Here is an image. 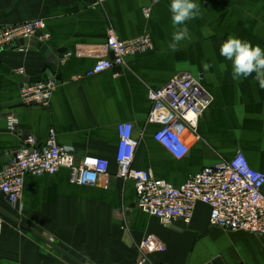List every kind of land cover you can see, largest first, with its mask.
I'll list each match as a JSON object with an SVG mask.
<instances>
[{"label":"crops","instance_id":"1","mask_svg":"<svg viewBox=\"0 0 264 264\" xmlns=\"http://www.w3.org/2000/svg\"><path fill=\"white\" fill-rule=\"evenodd\" d=\"M170 2L0 0V27L42 19L49 36L0 51V170L22 137L42 144L50 130L77 158L109 161L106 186L74 183L60 168L26 176L18 206L0 194V264H135L140 255L147 264H264V235L210 225L209 207L201 202L189 223L162 224L136 207L133 180L116 175V126L123 122L139 139L133 168L149 169L174 187L237 151L264 172V90L252 76L233 80L232 63L219 51L230 35L264 48V0H194L200 14L187 22L191 39L176 52L168 48L175 31ZM110 29L120 40L148 35L153 48L88 75L97 60L111 57L103 49ZM66 51L72 55L59 62ZM184 71L200 77L211 102L196 132L183 131L189 150L178 159L153 139L160 126L148 122L147 94ZM45 78L58 81L50 105L24 106L21 84Z\"/></svg>","mask_w":264,"mask_h":264},{"label":"built area","instance_id":"2","mask_svg":"<svg viewBox=\"0 0 264 264\" xmlns=\"http://www.w3.org/2000/svg\"><path fill=\"white\" fill-rule=\"evenodd\" d=\"M105 1L97 0V3ZM144 15H148V10H144ZM44 29L42 19L1 26L0 49L15 46L22 50L25 44H20L21 40L34 39L35 42L45 43L49 36ZM152 48L153 43L148 35L120 40L110 29L103 49L110 52L112 57L97 60L87 74L93 75L123 65L128 56ZM71 55L70 51L64 52L59 62H64ZM57 82L55 78H45L22 83V104L30 108L48 107ZM147 97L151 103L148 122L160 126L154 132L153 139L175 158H183L189 150L183 131L196 132L198 120L211 102V96L203 88L200 77L189 71L180 72L163 86L150 88ZM7 122L10 130H13L16 125L14 117L10 116ZM116 132V175L133 180L139 210L165 225L175 221L187 224L192 219L196 204L201 202L209 207L210 225L264 235V172L253 169L241 151L230 159L219 160L202 168L182 185L174 187L157 179L149 169L133 168L134 151L139 139L134 137L130 122L117 124ZM60 168L69 170L70 180L74 183L91 186L99 182L105 186L108 184L109 161L106 158L93 155L77 158L75 150L59 145L55 131L50 130L42 144L33 135L22 137L20 146L0 170V194L11 207L18 206L26 176L53 175ZM135 264H147L146 258L140 255Z\"/></svg>","mask_w":264,"mask_h":264},{"label":"clouds","instance_id":"3","mask_svg":"<svg viewBox=\"0 0 264 264\" xmlns=\"http://www.w3.org/2000/svg\"><path fill=\"white\" fill-rule=\"evenodd\" d=\"M169 11L175 31L168 48L172 52L179 50L180 42L191 39L187 22L199 16V5L194 0H171ZM220 55L232 63L233 80L247 79L252 76L260 89L264 90V48L253 45L248 40L230 35L220 45ZM205 70L211 65L205 63Z\"/></svg>","mask_w":264,"mask_h":264},{"label":"water","instance_id":"4","mask_svg":"<svg viewBox=\"0 0 264 264\" xmlns=\"http://www.w3.org/2000/svg\"><path fill=\"white\" fill-rule=\"evenodd\" d=\"M19 43L20 44H30V45H35L36 44V42H35V40L34 39H31V40H21V41H19ZM7 49H10V47H6V48H3V49H0V51H3V50H7ZM111 57H112V55H110ZM110 57V58H111ZM51 60V59H50Z\"/></svg>","mask_w":264,"mask_h":264}]
</instances>
